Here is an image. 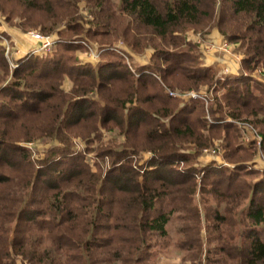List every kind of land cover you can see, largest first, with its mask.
I'll return each instance as SVG.
<instances>
[{
    "label": "trees",
    "instance_id": "16d2710c",
    "mask_svg": "<svg viewBox=\"0 0 264 264\" xmlns=\"http://www.w3.org/2000/svg\"><path fill=\"white\" fill-rule=\"evenodd\" d=\"M16 1L42 16L26 27L68 38L58 36L51 52L21 57L11 75L0 47L5 76L0 82V264H155L171 242L167 226L174 213L182 224L177 234L195 233L174 241L178 250L191 251L190 260L201 262L209 239L207 264H264V205L257 200L264 195V178L247 182L245 163L233 160L258 150L254 143L241 148L238 130L226 120L252 127L264 155V85L242 76L220 81L213 68L202 69L198 52L182 37L200 25L205 31L216 28L243 55L244 69L264 71V0H119L118 14L141 35L138 41L126 39L127 45L138 52L153 49L135 72L110 50L114 44H102L95 63L76 57L84 24L90 27L82 35H105L115 12L109 0ZM81 2L92 20L82 16ZM64 78L72 83L69 93L61 88ZM158 78L175 89L180 81L190 88L212 87L207 112L202 102L182 105L181 98H169ZM40 112L49 117L44 126L35 124ZM111 122L119 132L110 133L104 146H74V139L88 145L101 139L102 127ZM36 136L52 145L39 165L19 145ZM216 140L223 141L232 171L212 162L188 179L169 177V166L194 167L198 153ZM180 143L193 152L181 156ZM142 151L149 152L148 161L134 163ZM91 152L105 159L104 173L91 172L86 163ZM209 177L208 191L218 202L239 183L243 220L235 226L246 230L232 226L227 210L219 214L216 208L208 217L200 213L191 194L204 191ZM16 182L21 190H10ZM12 192L24 193L16 198ZM206 229L212 238H206Z\"/></svg>",
    "mask_w": 264,
    "mask_h": 264
},
{
    "label": "rangeland",
    "instance_id": "374dc122",
    "mask_svg": "<svg viewBox=\"0 0 264 264\" xmlns=\"http://www.w3.org/2000/svg\"><path fill=\"white\" fill-rule=\"evenodd\" d=\"M109 4L111 3L113 7L115 6V12L112 15V20L109 21V27L104 30L103 33L105 35L98 36V37H88L86 34H84L86 31H88L89 27L88 25L84 24V31L81 34V37L79 38V49L76 52V57L78 59L86 62V60H89L93 63H95L98 59V51L100 50V46L104 43L106 44H114V49L112 51L120 54L124 59L125 63L128 68H131L133 72H135V69L141 65L139 61H148V58L150 55H153V49H144L142 52H138L137 50L133 49L130 45H127V40H140V32H137L138 29H136L135 25L131 20H129L124 15L118 14V10L116 7L119 6V0H109ZM21 5V6H20ZM22 3L16 0H0V37L3 39L0 40V47L3 50L4 59L6 61V65L8 67L9 75H11V72L15 70L16 68L12 66V63H14V58L18 57L24 50L28 48L29 45L37 44L39 43L38 39H35L37 37H41L42 35H47L43 30H40L38 27H26V25H29L30 20L31 21H41L42 18L41 14L33 13L30 9H23ZM81 14L84 16L87 20H92L93 17H91L90 14H87L86 11L83 10L84 2H81ZM33 24V23H31ZM206 24V23H204ZM197 30L188 29L186 32L182 34V37L184 36V41L189 45V47H193V50L198 52V58L200 65L203 68L205 67H211L215 71V77H217L220 81L224 80L227 76L226 73L229 72H238L240 71V74L238 76L242 77H250V79L256 80L257 84L264 85V71L262 70V66L256 68L255 70L248 71L244 69L243 67V55L237 51V48L234 44L226 41V39L223 37V35L218 31V29L214 28L212 30H204L205 28H202V25L199 27H195ZM61 31V30H60ZM64 30H62L63 32ZM208 32V33H207ZM56 35V34H55ZM116 37H113V36ZM59 36V35H57ZM61 38H68V34L60 35ZM70 37V36H69ZM127 39V40H126ZM226 46V47H224ZM182 47V46H181ZM186 49L187 47H183ZM179 48V49H183ZM94 56V57H92ZM144 58V59H142ZM20 59V58H19ZM139 59V60H138ZM17 61V60H16ZM19 65V64H17ZM8 73V72H7ZM138 73V72H137ZM2 73L0 72V82L3 81L4 77H2ZM8 75V74H7ZM6 75V76H7ZM160 81V85L166 90V93L169 98H172L174 101L179 99L180 97H177L178 94L182 95L186 94L190 96V98L184 100L182 99L180 102L188 103L189 100H194L198 102H202L204 104V107L208 109L209 106V100H213L214 97V91H212V87L209 89L207 87H203V85H199L198 87H189V85L184 84V81H180L178 83V88H170L167 87L161 79L158 78ZM186 85V86H185ZM61 88L69 93L72 89V83L69 79L64 78L63 83L61 84ZM219 94V93H218ZM217 94V95H218ZM195 95V97H193ZM178 101V100H177ZM146 106L145 104H143ZM148 107V106H146ZM167 108V107H166ZM165 108V109H166ZM189 110V107H187ZM35 117V124L39 126H44L49 122L48 114L40 112V115H34ZM205 118L208 122H211L210 119L211 116L209 113L205 114ZM229 123H232L233 126L238 130V139L237 143L238 145L243 149H248L253 143L256 145L257 153L256 155L249 152H246L241 155H235L237 156L235 159H240L245 163L244 170L249 173V175L246 178L247 182L251 181H259V179L264 178V155L260 149L261 141L258 139V136L255 134V130L250 127L247 124H242L240 121L231 120L230 118L226 119ZM244 127V128H243ZM102 135L101 139L92 140L90 144L88 145L86 141L84 140H78L74 139L75 147L79 149H84L86 147H92L95 148L96 146H99L102 144L103 146L108 143V141H111L112 135L110 136V133L113 135L115 133H118L117 125H115V122H111L105 126L102 127ZM36 135H40V132L38 131ZM205 134H203L204 136ZM35 137L33 141L31 142H22L19 145L26 147L27 150L30 152L32 157L39 161L37 164H42L44 160H41L44 158V155L46 152L50 151L51 144H48L46 139L43 137ZM195 136V135H194ZM197 137V136H195ZM117 139L121 141V138ZM250 139V140H248ZM139 139L138 141H140ZM259 140V142H258ZM117 141V140H116ZM141 142V141H140ZM180 149L181 153L184 152L185 154L192 153L193 149H189L186 147L185 144L180 143ZM237 146V144H236ZM207 151V152H206ZM206 152V153H205ZM226 150L224 149V143L222 140H216L214 142L210 143V146L206 147V149H202L196 159L197 162L194 165V167L190 168L187 167V163L178 162L179 167H177L176 164L173 166H169V169L172 171V175L169 176L173 179H179V181L183 179H188L187 177H191V174L193 172H199V169H202V167H206L207 165L211 164L210 158H217L219 161H222L227 165V168L232 171L234 168V165L231 164L232 161H228L225 159ZM98 153V152H96ZM96 153L91 152L86 158V163L88 164L89 168L91 169V172H99L104 173L107 169V163L104 158L98 157ZM225 153V154H224ZM80 155V153H77ZM96 155V156H95ZM184 157L183 153L180 154ZM16 156V154H15ZM138 157L139 160L133 157L134 163L139 162L140 164H145L149 159V152L148 151H142L141 155ZM175 161H180V157ZM200 156H205L204 159H201ZM104 157V156H103ZM199 160V162H198ZM102 162V163H101ZM137 164V163H136ZM216 166H222L219 164H215ZM74 168L77 167V165L73 166ZM201 167V168H200ZM244 167V166H243ZM189 169L190 172H187ZM64 171H67V165L64 167ZM242 172V170H239V173ZM19 176V174H15ZM63 176V174L61 175ZM20 177V176H19ZM241 177H244V174H241ZM62 177H60L61 179ZM196 179V178H194ZM192 180V178H191ZM212 178L209 177L205 179L203 182V185H205L204 191L196 192L192 195V200L194 199V203L199 206V211L202 215H205L208 217L212 214L216 208L219 209V214H224L226 210L228 211V215L233 222L232 226L237 229H245V228H236L238 223L243 220L242 216L240 215V209L241 204L239 201H242L240 198L243 197V192H240V188L237 190V185L239 183L231 184L230 187H232L233 194H229L228 198L225 202H218L214 199L212 194L208 191L209 183H212ZM25 181V180H24ZM216 182V181H213ZM19 183H14L12 187H10V190H21ZM185 185V184H184ZM189 185V184H188ZM244 187V186H242ZM241 187V188H242ZM198 187H196L197 189ZM39 189H41L39 187ZM200 189V187H199ZM202 189V188H201ZM224 189V188H223ZM223 191V190H222ZM28 192V190H27ZM41 191L38 190V193ZM240 192V193H239ZM24 192H21L18 194L16 192H12V195H14L16 198L19 196H23ZM25 197V196H24ZM24 198L20 199L19 202L15 203L18 208L22 203H20ZM35 200L38 202V196H36ZM257 200L259 202H262L264 205V195H258ZM244 202V201H243ZM33 207H39L40 204L37 203L36 205L32 204ZM179 213H174V216L170 219V222L168 223L167 229L169 232L170 237V244L166 249V253L159 254L155 264H207V261H205L207 251H209L210 244L209 239H207V242L204 244V251H202L201 255V262L197 263L196 261L190 260L192 258L190 256L191 251L190 250H178L176 246L174 245V241H178L180 239L187 241L188 239H192L195 237V233L189 234L188 236H183L177 234L178 230L182 227L181 223L177 220ZM180 216V215H179ZM209 223H213V220H209ZM247 229V228H246ZM245 229V230H246ZM244 230V231H245ZM206 238H212V235L208 230H205ZM211 235V236H209ZM209 236V237H208ZM191 237V238H190ZM232 253V251H230Z\"/></svg>",
    "mask_w": 264,
    "mask_h": 264
},
{
    "label": "built area",
    "instance_id": "2783aa9c",
    "mask_svg": "<svg viewBox=\"0 0 264 264\" xmlns=\"http://www.w3.org/2000/svg\"><path fill=\"white\" fill-rule=\"evenodd\" d=\"M35 39H38L39 43L33 44V46L30 48V50L27 53H25L23 57H25L27 55H39V54L51 52L54 49V47L56 46L57 41H59L57 35H45V36L42 35L41 37L39 36V37H37ZM0 40L2 41L3 39L0 37ZM224 47H226V46H224ZM113 49H114V47L110 48V50H113ZM92 57H94V56H92ZM14 59H15L14 60L15 64L12 63V66H13V68L14 67L16 68L17 67L16 60H18L19 58L16 57ZM177 97H180L181 99H184V100L190 98V96H188L186 94H183V93H182V95L178 94ZM193 97H195V95H193ZM259 140H258V142H259ZM220 164H224L225 165L224 162H220Z\"/></svg>",
    "mask_w": 264,
    "mask_h": 264
},
{
    "label": "crops",
    "instance_id": "0c3cea01",
    "mask_svg": "<svg viewBox=\"0 0 264 264\" xmlns=\"http://www.w3.org/2000/svg\"><path fill=\"white\" fill-rule=\"evenodd\" d=\"M33 45H29L28 46V48L26 49V50H24L17 58H21V57H23L24 56V54L25 53H27L29 50H30V48L32 47ZM142 59H144V58H142ZM139 60V59H138ZM89 62V60H86V62ZM148 61H139V63L140 64H146ZM227 74V76L228 77H237L239 74H240V71H238V72H229V73H226ZM250 140V139H249ZM200 158L201 159H204L205 158V156H200ZM198 162H199V160H198ZM210 162H217V163H219L220 164V162H222V161H219L217 158H213V157H211L210 158ZM165 264V263H164Z\"/></svg>",
    "mask_w": 264,
    "mask_h": 264
}]
</instances>
